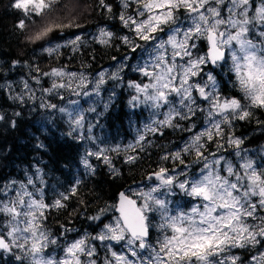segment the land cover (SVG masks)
<instances>
[{
    "label": "snow or ice",
    "instance_id": "snow-or-ice-1",
    "mask_svg": "<svg viewBox=\"0 0 264 264\" xmlns=\"http://www.w3.org/2000/svg\"><path fill=\"white\" fill-rule=\"evenodd\" d=\"M59 4L60 0H13L11 5L22 17L15 27L25 34V41L31 44L45 42L49 46L42 50L49 55L62 46L51 45L53 33L80 27L74 23V17L65 23L56 14ZM132 4L136 5L133 13L122 12L119 20L147 46L148 59L134 69L147 82H129L128 87L136 93L129 104L132 107L147 105L156 111L168 108L165 118L153 121L155 126H146L145 133H156L161 126L181 127L173 124V120H191L198 111H205L207 126L192 136L184 147L161 157L162 161H178L184 165L182 154L194 153V163L202 166L196 172H176L160 167L148 177H154L157 183L147 191L130 195L121 192L118 205L113 206L118 216L103 224L101 231L91 237L108 242L105 244L108 254L102 261L97 247L89 244L88 235L64 245L62 256L49 254L51 246L58 245V240L44 226L45 212L49 208L66 207L63 201L69 197L61 194L50 205L43 199V190L36 189L32 177L26 182H9L0 187V196L5 197L0 199V214L4 216V222L0 224V251L12 255H15L14 250L23 253L15 255L20 264H239L240 257L232 253L233 249L254 247L264 241V215L259 214L264 212V167H258L247 156L246 150H241L243 140L234 135H229L226 143L236 149L234 155L238 162L216 152L205 155L209 142L216 144L218 152L224 148L218 141L224 139L225 126L250 120L256 110H264V0L259 3L256 0H122L124 9ZM100 5L108 12L112 11L105 0H100ZM181 12L185 14L187 25L181 22ZM113 36L114 33L101 28L99 43L109 44ZM120 39L133 51L142 47L127 35ZM81 40L82 37L76 35L67 44L75 49ZM201 42L205 45L203 54H194ZM225 64L234 76L233 87L237 95L222 94L217 75L214 71H205L210 66L216 69ZM42 75L56 77L59 81L69 77L67 82L54 81L51 88L44 89L48 93L71 89L76 80L81 89L90 83L83 74L77 76L58 68ZM99 77L97 91L104 83V73H99ZM113 78L118 77L114 74ZM34 79L39 82L38 77ZM23 88L24 93L11 98L21 103L25 96L32 98L27 81L23 82ZM82 94L88 95V92ZM201 101L206 108H200ZM69 103L75 105L77 102ZM41 107L56 109L57 105L42 104ZM59 111L67 114L72 132L85 139L80 133L85 121L83 113L68 108ZM4 120L5 116L0 114V121ZM257 123L264 125L261 121ZM10 126L14 128L16 121L11 120ZM91 127L89 125V133ZM185 130L191 131V128ZM87 139L95 138L89 135ZM144 140L145 135L140 134L136 144H129L127 149L141 147L143 150L140 142ZM36 147L44 149L45 145L39 143ZM109 151L119 152L120 148L89 151L82 163L94 171L88 159L94 156L111 167V159L106 154ZM135 159V156L127 157L128 162ZM112 172L117 174L118 170L112 167ZM30 186L33 190H29ZM176 190L192 199L187 210L170 207L166 197ZM75 192L73 187L71 193ZM104 211L89 219L101 220ZM153 213L158 214L157 223L150 219ZM153 229L158 233L154 242ZM113 241L123 244L125 251L113 250ZM252 260L264 264V252L259 257L253 256Z\"/></svg>",
    "mask_w": 264,
    "mask_h": 264
},
{
    "label": "trees",
    "instance_id": "trees-1",
    "mask_svg": "<svg viewBox=\"0 0 264 264\" xmlns=\"http://www.w3.org/2000/svg\"><path fill=\"white\" fill-rule=\"evenodd\" d=\"M12 2L13 0H0V111L6 110L8 115L6 124L0 121V149L4 153L0 156V187L8 177L24 178V170L30 169L36 162L42 166L48 182L45 199L60 198L61 194L69 197L63 201L66 207L46 210L47 219L44 226L50 235L53 238L60 236L66 229H77L75 236L78 235V229L97 233L104 218L111 212L103 213L99 221H93L89 217L97 216L101 210L106 211L118 205L121 190L126 191L127 194L131 193L132 187L145 184L151 173L160 167L182 169L192 164L194 153L182 154L184 165H180L178 161H162L161 157L167 153H174L182 147L188 135L191 134L192 125H195V122L193 119H176L173 124H179L181 127L163 126L156 133H146L145 140L140 142L143 150L141 147L127 149L129 143L135 138L137 128L148 119V110L142 104L138 107H132L129 104L131 97L136 95L135 90L128 87L129 82L142 83L147 80L132 66L136 58V50L133 51L131 46L123 44L120 39L127 35L134 42H143L135 38L134 34L119 20L122 12L132 14L135 4L124 9L122 0H105V3L112 7V11L108 12L101 7L100 0H82V6L71 12L67 1L60 0L56 14H59L65 23L74 17V23L79 24L80 27L64 29L63 33H53L50 37L51 44L63 41L66 43L62 44L56 53L49 55L42 50L49 45L45 42L27 43L24 39L25 34L15 27L22 17L12 8ZM62 4L65 5L62 6ZM101 28L114 33L109 44H101L99 37L92 36ZM76 35H80L82 40L74 49L72 45L67 44V39ZM200 49L205 50L203 42L200 44ZM128 55L130 56L128 65L122 71L120 77L122 83L115 96L107 104H104V99L98 103L99 106L94 113L101 121L102 143L108 146L107 149L119 146L120 151L106 153L111 159V167L102 159L94 157L92 161L94 171L88 174L84 172L81 165L85 149L84 140L77 134L69 135L64 113L56 110L51 116L46 117L50 123L45 122L42 127L40 120L36 123L29 120L31 117L25 115V110L19 106V100L12 99L11 97L15 95L10 93L4 85L6 80H16L21 77H26L30 81L34 80V77H41L47 82L48 76L42 73L50 72L52 68L92 76L105 67H112ZM14 61L19 63L14 64ZM207 69L214 71L217 75L220 82L219 90L222 94L228 96L238 94L233 87L234 76L229 72L228 64L222 68L213 69L210 66ZM67 94L73 93L65 91V95ZM53 95V98H60L57 93ZM10 108L18 109L20 115L16 116L15 113L10 112ZM11 119L16 121L14 128L10 126ZM35 119L38 117L33 114V120ZM196 121L201 124V119ZM257 121L264 122V110H256L250 120L235 121L231 127L225 126L224 135H242L247 140L252 135L257 139V143L262 142L264 141V125L258 124ZM189 128L191 131L185 130ZM39 143H43L45 148L36 147ZM207 145L211 146L210 149L216 147L215 143L211 142ZM225 146L228 144L226 143ZM128 156H135L136 159L128 162ZM112 167L118 170L117 174H113ZM192 168L195 169L197 166ZM73 187L76 188L75 194L71 193ZM50 188L51 190L55 188L57 193L55 194L52 190L50 195ZM48 201L51 205L54 199L52 202ZM176 201L184 208L190 202L189 197L183 194L176 196ZM156 234V230L153 229L152 238ZM58 244L60 250L66 242L58 240ZM15 261H17L15 255L8 253L4 255L3 252L0 255V264H14Z\"/></svg>",
    "mask_w": 264,
    "mask_h": 264
},
{
    "label": "rangeland",
    "instance_id": "rangeland-1",
    "mask_svg": "<svg viewBox=\"0 0 264 264\" xmlns=\"http://www.w3.org/2000/svg\"><path fill=\"white\" fill-rule=\"evenodd\" d=\"M63 1H67L66 3L68 5V7L70 8L71 12L79 9L82 6V0H63ZM256 3H259V0H256ZM65 4H62V6H64ZM179 15L181 17V22L184 25H187L188 21H186L184 19L185 14L183 12H181V13H179ZM58 16H59V14H58ZM92 36L99 37V31L97 33L93 34ZM70 39H74V37L68 38L67 41ZM65 43L66 42L63 41V42H58V43L51 44V45L52 46H54L56 44L62 45ZM134 43L137 45H142V47L136 48V58L132 62V66L136 67L138 64H143V62L148 59V53L145 51V47H147V46L144 45V42L139 43V42L135 41ZM203 52H204V50L198 49L197 52H195L194 54H203ZM129 58H130V56L128 55L126 57V59L119 60L112 67H105V68L101 69L97 74L92 75V76L86 75L84 73L75 72V71H65L63 69L67 73H76L77 76L83 74L87 78V81L90 82L87 84V87L84 89H81L77 86L79 84V81L76 80L75 82L72 83L71 89H69V88L57 89L56 91H54L52 93H48V92L44 91V89L51 88L52 83L54 81L67 82L69 80V77H67V76H65L63 78V81L57 80L56 77L48 76L47 82H45L41 77H38L39 82H37L36 79L30 81L26 77H21V78H18L16 80H6L4 85L6 86V88L8 89V91L10 93H13V95L16 96L17 94L24 93L25 90L23 88V82L24 81L28 82V84L30 85V88L32 90L31 91V97L32 98L25 96L23 103L18 101L20 103L19 106L25 110L26 116L31 117V119H29V120H31L34 123H36L37 120H40L39 123L42 127L45 125V122L47 124L50 123L48 121L49 119L46 120V117H48L49 115L51 116L56 110H59L60 108H68L69 111H71L73 109L81 111L85 117L84 127H83V129L80 130V133H82L83 136L85 137V139H83L84 143H85V149H84L83 155H82V159H83L85 154L89 151H97L99 148H108L107 145L102 143L101 121H100V119H97V116L94 113H95L97 107L99 106L98 103L102 102L104 99L105 100L104 104H107L115 96L118 87L122 83L120 77H121L123 69L125 67H127V65H128V59ZM205 71H212V70H209L206 68ZM101 72L104 73V83L99 85V88L97 91L96 90L97 81L100 79L99 73H101ZM114 74L118 78H113ZM219 88H220V82H219ZM65 91H67L69 93H73V94L65 95ZM84 91H87L88 95H83L82 93ZM78 92L81 94L77 95ZM53 93H57L58 94L57 96H59L60 98H58V99L53 98L54 97ZM70 101H76L77 103L75 105H71L69 103ZM42 104H56L57 108L56 109L44 108V107H41ZM143 106L148 110V119L145 120L139 128H137L135 138L129 144L136 143L138 140V136L140 134L146 135V133L144 131L145 127L149 126V125L155 126V125H153V121L163 120L165 118V113H167V111H168L167 107H162L158 111H156L147 105H143ZM206 107H207L206 104H204L201 101L200 102V108L203 109ZM90 109H95V111L93 112ZM9 111L13 112V113L19 112V110L16 108H10ZM6 112H7L6 110L0 111V114L2 113L5 116V120H4L5 124L8 121V115H6ZM33 114L35 117H38V119L33 120ZM64 115H65V119H64L65 124H66L69 132H72V127H70V124L68 121V116L66 113H64ZM206 117H207V113L205 111H198L196 116L192 118L194 120L193 122H195V127L192 129L191 134L188 135V139L186 142L183 143L182 147H184V145L187 142H190L192 136H194L196 133L202 131L207 126L206 125ZM198 119H201V124L197 123L198 121H196V120H198ZM175 120H173V122ZM89 125L92 126L90 133L88 131ZM161 127H163V126H161ZM72 134H77V133L72 132ZM89 135H91L95 139L94 140L87 139V137ZM229 135H232V134L224 135V139L218 141L219 143L224 144V148L222 150H220L219 152L217 151L216 147L214 149H210L211 146L206 145L207 150L205 151V155H208L211 152H216L217 155L223 154L226 157H228L229 159H231L233 162H238V158L234 155L236 149H234L233 147H231L229 145L225 146L226 140H227ZM234 136L239 137L243 140V144L240 146L241 150H246L247 156L249 158L253 159L256 162L258 167H264V141L257 143V139L255 137H253L252 135H251V137H249L248 140L245 139V137L242 135H234ZM3 155H4V153L0 149V156H3ZM93 158H94V156L88 157L89 162L92 165V168H93V164H92ZM209 158H211V157H209ZM82 159H81L82 168H83L84 172L86 174H88L92 170L85 168V166L82 163ZM195 159L196 158L194 155V157L192 158V164H188V166H186L182 169H175V171L176 172H180V171L196 172L197 169L202 166V164L194 163ZM192 166H197V168L193 169ZM37 169H40L39 173H37ZM24 172H25L24 178L16 179L13 177H8L3 182L1 187L7 185L11 181H16L18 183L19 182H26L28 177H32V179L35 181L36 189H42L43 190V199L47 204H50L48 200H50L52 202L53 199H54V201L56 199H59L58 197H52L50 199L48 197L45 199V190H46V186L48 185V182H47V178L45 176L44 170L40 164L34 162V164L30 167V169L24 170ZM155 183H157V181L155 180L154 177L152 179H148L145 184L138 185L136 187H132L131 193H129V195L132 194L133 192L140 191V190L147 191L148 188L153 186ZM29 190H33L31 188V186H30ZM52 190L55 194L57 193L55 188H53ZM52 190L50 188V190H49L50 195L52 194ZM124 192L126 193V191H124ZM180 195H182V193H180L178 190H176L174 192V194L168 195L166 197V199H168L170 201V207L171 208H173V209L181 208V209L187 210L189 207H191L193 201L191 198H189L190 202H189L188 206L187 207L185 206V208L181 207V206H179V204L176 201V196H180ZM10 196H11V194H10ZM133 198H136V197L133 196ZM0 199H5V197L1 196ZM107 212L108 213L111 212V214L104 218L103 224L112 222L113 219L116 216H118V213L117 212L115 213V209H113V207L109 208V210H106L104 213H107ZM259 214L264 215V212H261ZM150 219L154 223H157L158 222V214H155V213L150 214ZM3 222H4V216H3V214H0V224H2ZM103 224L100 226V229L98 230L97 233H99L101 231V229L103 228ZM75 232H77V229H75V230L74 229H68V230L66 229V231H64L60 236H57L54 238H56L58 240L65 241L67 244V243H70L76 239L84 237L85 235H88L89 244H93L97 247L101 261L103 260L104 256L108 254V253H106V250H105V244L108 242H101L98 240L91 239V237H94L97 233H90L89 230H87V229H84V230L78 229V235L75 236L74 235ZM157 235H158V233L156 234V236ZM156 236L154 238H152L153 242L155 241ZM111 243L113 245V250L117 251L118 253L125 251L123 244H117L114 241ZM66 244H64V245H66ZM63 246H61V248L59 250V244L55 245L53 248H50L49 254H51L53 256H57V257L62 256L63 255V252H62ZM262 252H264V241H262L260 244L255 245L254 247L249 246V247L244 248V249H233L232 250V253L234 255H237L240 257L239 264H256V262H254L252 260V257L253 256L259 257V254ZM1 253H2V251H0V255H1ZM14 253H15V255H23V253L19 252L18 250H14ZM3 254L5 255L6 253H3ZM14 264H20V262L15 261Z\"/></svg>",
    "mask_w": 264,
    "mask_h": 264
},
{
    "label": "water",
    "instance_id": "water-1",
    "mask_svg": "<svg viewBox=\"0 0 264 264\" xmlns=\"http://www.w3.org/2000/svg\"><path fill=\"white\" fill-rule=\"evenodd\" d=\"M121 192L125 193L124 190H121L120 193H121ZM120 193H119V195H120ZM125 194H126V193H125ZM118 202H119V198H118Z\"/></svg>",
    "mask_w": 264,
    "mask_h": 264
}]
</instances>
